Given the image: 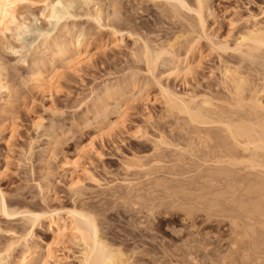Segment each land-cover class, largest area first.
Segmentation results:
<instances>
[{"label":"rangeland","instance_id":"rangeland-1","mask_svg":"<svg viewBox=\"0 0 264 264\" xmlns=\"http://www.w3.org/2000/svg\"><path fill=\"white\" fill-rule=\"evenodd\" d=\"M43 1L33 0L32 6L23 8L27 17L33 18H28V26L19 35L11 31L0 32V67H3V78L9 85V91L0 90V198L2 196L11 209L68 207L76 201L70 189L71 180L76 179L87 187L85 199L89 198L91 202L86 201L97 205L98 197L105 195L102 190L106 189V183L112 185L125 175L129 179L136 178L135 167L133 170L126 163L136 161L138 157H150L154 152L151 139L163 130V96L142 60L143 40H148L153 47L158 46L174 34L189 33L188 22L193 24L195 20L184 13L181 18L173 16L163 0H69L71 5L64 0L72 15L47 21L40 15ZM62 5L57 4V9H64ZM210 6L206 20L209 38L214 41L224 37L232 41L242 29L255 22L264 25V0H210ZM96 11L101 12L100 23L92 17ZM33 14L39 16V21H33ZM111 26L124 33L117 45L113 43L115 34ZM78 35L82 46L76 53L83 56L87 51L90 54L88 58L85 52L86 58L81 56L83 60L79 59V64L73 61L70 62L72 65L64 64L42 44V40L51 37L73 40ZM192 36L196 38L197 33ZM137 37L139 39L135 41ZM182 42L178 51L180 57L185 54V40ZM10 45L20 49L15 51ZM195 46V51L188 57L192 70L185 78L174 74L167 76L171 65L167 55L156 62L154 75L179 93L191 89L201 91L207 86L213 88L219 82L224 65H236L241 60L237 52H222L205 38L198 39ZM35 59L45 62L42 64L45 75L57 70L54 82L47 86L49 89L39 87L33 79L36 66L43 63L35 64ZM76 59L78 56L74 61ZM246 60L244 66L248 67L250 61ZM131 74L137 78L135 84L128 83ZM107 85L113 89L112 96L104 97L103 102L95 106L94 101L103 97ZM64 161L74 166L71 173L61 169ZM92 178H98L103 187L97 188ZM110 203L106 212L109 216L105 226L107 235L113 245L128 255L127 258L130 256L128 264H168V259L174 258L164 253L162 257L164 246L169 249V246L177 245L184 255L185 239L196 237L181 220L182 212L177 209L160 208L152 219L153 230L148 232L128 218L132 212L114 205L109 210ZM98 216L101 220L102 215ZM207 223L198 226V230L206 227L214 231L215 224ZM29 230L33 233L29 238L30 245L35 242L44 247L50 245L60 258L59 264H77L78 246L70 239L68 230L62 239H56L47 220L29 224L21 214L6 215L0 209V249L12 242L16 234ZM13 248L6 255L7 264H15L26 249L21 242ZM199 252H195L198 258ZM184 258L185 255V264L188 261L193 264L190 263L192 257ZM181 260L169 263L184 264ZM207 261L204 259L200 264H210ZM0 264L5 263L0 261Z\"/></svg>","mask_w":264,"mask_h":264},{"label":"bare ground","instance_id":"bare-ground-1","mask_svg":"<svg viewBox=\"0 0 264 264\" xmlns=\"http://www.w3.org/2000/svg\"><path fill=\"white\" fill-rule=\"evenodd\" d=\"M63 2L65 1L44 0L40 15L47 21L52 18L58 21L72 15L67 9L69 6L65 5L66 2L68 5L72 2L71 4L69 0ZM162 2L168 6L173 16L188 14L194 18L195 23L188 22L189 33L174 34L158 46L153 47L148 40H143L141 57L163 96L162 117L165 119L162 124L163 130L160 127V133L154 140L151 139L154 152H151L150 157L149 155L147 159L146 156H143L145 159L136 157V161L126 163L128 167L132 166V169L135 167V171L139 169L133 172L136 178L129 179L125 175L112 185L108 186L109 183H106L107 191H104L105 187L102 188L105 195L101 193L103 197H98L96 201L98 206L96 202L94 203L95 200L93 201L95 205L87 202L90 201L89 198H86V201L87 187L72 179L70 189L76 201L73 200L71 206L47 210L29 207L11 209L1 196L0 209L6 215L21 214V218L29 224L47 220L48 227L52 229L56 239H62L68 230L70 239L78 246L77 264H128L130 256L127 258L128 255L120 247L113 245L107 235L108 230L105 226L109 219L106 215L109 201L111 202L109 210L119 206L126 212H132L128 218L148 232H152L154 227L152 219L160 208L166 206L167 210L171 207L181 211V220L193 230L194 235L190 231L192 236L196 235L195 238L187 239L188 241L185 239L183 247L185 251L182 248L185 258L189 257L186 260L192 257L190 263L200 264V261L203 262L205 259L210 261H207L210 264H264V25L255 22L250 27L242 29L232 41L229 37L214 41L209 38L206 20V16L211 12L210 0ZM57 4H63L67 11L65 8L57 9ZM32 5L33 0H0V32L11 31L18 35L23 32L24 27L28 26L29 20L33 18L27 17L23 8ZM36 16L33 21H39V16ZM92 17L100 23L101 12L96 11ZM111 30L115 34L113 43L117 45L124 34L123 30L112 26ZM195 32L196 38L192 36ZM55 37L42 40V44L54 58L64 64H71L72 61L77 64V61L86 58L87 51H84V57L81 55L83 58L77 54L82 46L79 35L73 40H60V37ZM200 38L209 40L210 44L222 52L227 50L237 52L241 62L237 61L238 63L232 66L224 65L219 82L213 88L207 86L201 91L191 89L179 93L154 75L156 62L167 55L171 64L167 76L174 74L176 77L185 78L192 70L188 57L195 51V43ZM137 39L139 38H134L135 41H138ZM183 40L185 54L180 57L178 51ZM11 48L17 51L19 47ZM89 55L87 53V57ZM77 56L78 59L74 61ZM38 59L37 61L35 59V64L41 63L42 60ZM242 59H248L252 64L254 62L253 65L256 67L249 63L248 67H245L246 64L243 62L245 60ZM44 63L36 66L33 77L37 85L43 89L54 82L57 74V70L53 72L52 68L49 70L53 74L45 75L42 65ZM1 67L0 90L9 91ZM44 68L46 70V67ZM133 75L131 74L132 78L131 76L127 78L130 80L129 84L136 83L137 78H133ZM110 88L109 85L105 87L103 97L99 96L94 101L95 106L101 104L104 97L112 96L113 89ZM70 165L68 161H64L60 167L63 171L70 172L73 171L71 167L74 168ZM92 179L97 188L103 187L98 178ZM98 215H102L101 220L98 219ZM207 222L215 224L218 229L214 227L213 231L209 228L211 232L203 227L198 230V226ZM148 235L150 236V233ZM31 236L33 233H30V230L16 234L12 242L0 249V261L7 264L6 255L21 242L26 249L18 256L15 264L60 263V258L50 245L44 247L36 244L37 242L30 245ZM132 237L134 239V236ZM176 246L172 245V248L167 246L169 249L164 246L163 252L161 251L162 254L174 258L171 260L169 257L168 264L181 258L183 261L184 255ZM196 251L201 252L198 254L201 259L196 256ZM162 254L158 253L160 258L164 257ZM191 254L195 256L190 257ZM183 263L185 264L184 261Z\"/></svg>","mask_w":264,"mask_h":264}]
</instances>
